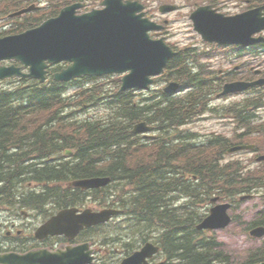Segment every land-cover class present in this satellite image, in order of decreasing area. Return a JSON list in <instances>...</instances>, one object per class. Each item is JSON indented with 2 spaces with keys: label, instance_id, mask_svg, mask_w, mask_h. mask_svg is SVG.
<instances>
[{
  "label": "trees",
  "instance_id": "16d2710c",
  "mask_svg": "<svg viewBox=\"0 0 264 264\" xmlns=\"http://www.w3.org/2000/svg\"><path fill=\"white\" fill-rule=\"evenodd\" d=\"M33 1L19 0L17 4L10 3L8 8L23 7ZM197 59L198 56L188 51L170 63L169 80H179L192 95L172 98L163 94L161 100L170 98L164 100L165 103L152 99L147 105L135 107L128 93H114L101 100L103 97L97 91H82L88 103L106 101L105 122L93 118L72 121L66 109H71L75 103L63 98L62 89L56 83L32 85L30 89L22 85L15 91L0 89V203L41 212L48 208H66L76 205L77 197L83 195L63 190L59 184L109 175L112 193L120 189L128 202L126 211L135 223L130 231L133 240L147 231L156 232L166 258L179 260L181 264L238 263L215 238H203L196 230L202 216L195 212L194 203L176 206L185 197L202 200L209 191L239 204L237 195L264 189V165L253 169L256 171L239 162L221 165L217 156L214 157V146L223 152L232 146L221 137L203 145L194 143V135L188 134L178 139L181 151H175L177 146L172 143L167 144L168 149L158 146L152 151L130 133L132 123L146 120L165 126L164 133L168 136V129L186 125L207 113L217 84L211 80L215 78L211 70ZM261 99L255 96L223 112L237 116L243 124L253 122L257 110L264 106ZM260 130L264 131V124ZM65 149L74 150L75 158L56 162L54 158L61 156ZM175 152L183 155L184 162L191 159L189 163L201 179L195 188L177 174L178 168L171 165V159L164 160L169 154H173L171 157L175 160L178 154ZM115 175L119 183L113 186ZM26 182L42 184L45 189L40 193H26L23 187ZM227 188L231 193L226 192ZM258 225H264V215L250 222L246 231ZM263 260L264 246L249 252L240 264Z\"/></svg>",
  "mask_w": 264,
  "mask_h": 264
},
{
  "label": "water",
  "instance_id": "95a60500",
  "mask_svg": "<svg viewBox=\"0 0 264 264\" xmlns=\"http://www.w3.org/2000/svg\"><path fill=\"white\" fill-rule=\"evenodd\" d=\"M103 5L107 6L106 9L83 16L76 15V6L68 7L58 18L45 22L39 28L0 40V61L4 59L21 61L25 66L31 67L32 77L42 80L46 61L74 62L73 66L57 76L58 79L64 80L131 70L132 73L123 79L122 91L133 87H148L152 82L149 77L163 70L172 53L162 41H151L148 33L157 29L155 24L137 15L143 10V6L133 2L122 4L121 0H109ZM192 18L204 39L211 42L251 43V32L256 27L264 28V20L253 14L215 20L204 11H199ZM13 76L27 75L19 69L0 68V79ZM249 85L239 83L228 85L225 94L242 91ZM174 88L177 86H173L171 90ZM149 131H152V128L142 123L136 125L133 132ZM238 150L240 147L234 149ZM109 183V178H96L78 181L72 185L90 189L100 188ZM230 207L220 205L212 209L211 215L198 226V230L213 231L226 228L232 222L228 214ZM117 214L116 211L93 213L87 210L82 215H77V210L67 209L41 227L37 237L43 239L49 235L67 234L73 238L84 227L107 222ZM251 234L254 237H263L264 228L255 229ZM158 251L159 248L149 244L141 252L126 259L123 264H148L146 259ZM92 260L90 253L87 252V246L68 247L62 253L42 250L25 255L16 253L0 255V264H87Z\"/></svg>",
  "mask_w": 264,
  "mask_h": 264
},
{
  "label": "rangeland",
  "instance_id": "374dc122",
  "mask_svg": "<svg viewBox=\"0 0 264 264\" xmlns=\"http://www.w3.org/2000/svg\"><path fill=\"white\" fill-rule=\"evenodd\" d=\"M142 1H144L145 3L149 5V12L155 16V19H158L159 15H162L159 12V8L167 2H169V4H175L178 7H180V10L178 12L176 11L175 13L170 14L171 17L168 18V20L171 21V25L169 26V30H170V36L168 37L169 42L173 44L174 46L178 47L179 49H182L186 46H192V45L193 47H200L201 49L202 45H199V46L197 45L199 42V36L193 30L192 21L190 20L189 14L194 9L195 4L202 0H142ZM222 1L226 2L227 0H219L220 4ZM236 7H237V4H234L232 2L230 3V5H228L226 9L220 10V12L224 14H228V15L230 14L233 15L235 13L237 14L241 12L240 8L239 7L236 8ZM162 16H165V15H162ZM21 23L22 21L20 20L14 22L12 28H14L15 26ZM10 27L11 25H8L6 28H10ZM221 58L222 57H219L215 59V61H213V64L215 65L214 67L217 68V70H218L219 63L221 62H223L221 64V67L226 68L228 66V64L224 61L225 59H221ZM113 77H117V76H113ZM113 77H110V78H113ZM110 80L103 79L102 81H96L92 83L94 85L90 86V88L95 87L94 91L97 90L98 92H101V94H103V98L107 97L108 95H114V93L116 92L118 93V90L121 84L116 83V81L108 82ZM102 83H105V84H102ZM85 84H88V83H85ZM164 87L165 85H162V86L155 85L151 90L152 92H155L154 94H156V90H159V89L161 90ZM76 90H79V86L72 87L71 89L67 90V95H70V93ZM183 92H180L179 94L177 93L176 95H172V97L179 96V95L183 96L186 90H184ZM127 93H129V98H131V103L136 104V105H145L142 103L145 102L147 99H149L151 96V95H148V93H144L143 95H137L136 93H132V91H128ZM246 97L248 96L246 95H235V96L231 95L227 97H219L218 95L215 97L213 96L212 106H214L215 108L221 109L225 106L234 104L236 102H240L244 100ZM93 104L87 103V104H84L83 106L76 107L75 109L76 118L85 119L86 117H88V115L104 117L106 114L104 107H103L104 105L101 104L100 106H97L96 104L94 105ZM88 106H92V107L90 108ZM260 114L264 118V110H262ZM225 117L227 116L226 114H223V113H220V114L207 113L202 118H197L195 122L194 121L191 122L190 124L182 127L180 130L186 133L194 132L202 137V139L199 138L200 141L205 140V142H208L210 139V138H207L206 136L222 135L223 137L226 136V137L233 138L234 135H238V134L241 135L244 132L251 133L252 135H248L246 133L245 141L243 144L248 147L255 146L256 149L259 148L258 153L244 151V152L237 153V154H230V153L223 152L221 149L214 146V149H215L214 157L216 158L217 156L221 164L223 163L232 164V163L239 162L241 165H243L244 167H248L252 171H256L259 168L261 169L262 167H260L259 165L260 163H258L255 160L258 154L259 156H261V159L264 158V138L260 136H256V134L252 130L251 124L247 123L246 126L241 127L237 123H234ZM249 129L251 130L249 131ZM177 134L178 133H175L172 136H176ZM155 135L158 136L159 134L155 133ZM157 149H158V145L154 146L153 148L149 150L155 151ZM253 169H256V170H253ZM34 186L36 185H32V187ZM40 186L44 187V185H40ZM231 191L232 190L229 188H227L226 190L228 194ZM239 196L240 195L237 196L238 200L240 199ZM228 200H226L225 197L222 196L223 203H231V200L230 199ZM183 202L184 201H182V203ZM86 205L87 206L84 208H92L96 211H100V210H97L98 207L93 202H89ZM200 205L197 208L198 214L200 216L208 215V213L210 212V209L212 208V206L209 205V201H207L206 203L200 204ZM53 210L54 209L51 210V215L53 214L52 213ZM20 211L21 210L17 211L15 209H11L9 211H5L0 214V240L2 241V245L4 246L2 247V249H5V247L6 249H8L9 247H11V245L16 244L15 240L11 241L9 238L5 236L6 232H9L13 229V225H15L16 227H19V230H24V231L28 229H32L34 226L38 227V224H39L38 218L36 217L29 218L28 216L23 217L19 215ZM230 214L234 220L231 226H229L225 230L217 231L215 234L213 233L211 235H208L206 238L211 239V240L215 238L218 242H220L224 246V248L230 254L236 257L237 260L239 261L242 257H245L246 252L253 251L257 249L258 247H262V245L264 244V239H261V240L252 239L250 238L249 233L246 232L247 224H249L254 217L258 216L257 218H259L261 215H264V191L256 192V194H254L252 199L243 201L241 202V204H234L230 211ZM41 215H42V219L46 220L47 217L49 216V213L47 214L41 213ZM257 218H254V219H257ZM123 223H124L123 218L116 219V221L112 223L113 226L110 228V230H112L114 226L116 230L119 227H123L124 229H126L125 225L122 226ZM131 225L133 226V224ZM103 231H105V228ZM124 233H126V231H124ZM25 237L27 236H24L23 239L19 240L20 245H23L22 242L26 241ZM146 239H148L147 241L153 240V239L156 240L158 239V234L156 232L148 233ZM135 240H137V243L133 247L136 250L144 244V239L142 238L141 235H139L138 237H135ZM111 250L112 248L110 249V251ZM101 256H102V259L100 260L101 264L102 262H106L107 264H112L113 263L112 260L117 261L120 257V256H115L112 259L113 255L110 253H106L105 250H102ZM157 263L181 264L180 261H177V260L168 261L163 255H160L157 258Z\"/></svg>",
  "mask_w": 264,
  "mask_h": 264
},
{
  "label": "flooded vegetation",
  "instance_id": "af4514ba",
  "mask_svg": "<svg viewBox=\"0 0 264 264\" xmlns=\"http://www.w3.org/2000/svg\"><path fill=\"white\" fill-rule=\"evenodd\" d=\"M149 124L154 127V131L157 132L161 136V139L162 140H164L165 139V136L163 134H164V132L166 130V127L163 126V125H161V124H157V123H153V122H150ZM180 131H181L180 132V135L182 137H185L186 135L191 134V133H186V132H184L182 130H180ZM173 132H175V129L174 128H172L170 130V133H173ZM144 144H146L148 146L158 145L161 149L162 148H165V149H168L169 148V147H166L167 144H164V145L151 144V143H144ZM192 147L193 146H191L190 148H192ZM171 153H174V149H172V152ZM175 153H178V152H175ZM192 153H193V151L190 150V155ZM171 156H173V154H169V155L164 156L165 157L164 160L171 159V165H175L176 166V169L178 168L177 174L178 175H181V177L187 183V185L190 184L191 186H193V188H195V186H197L198 184H200L199 181L201 179L199 178V176L197 174V171L193 168L194 166H191V164L189 163L191 161V159H189L188 162H184L183 161V155L180 154V153L177 154L175 160H172V157ZM154 158L157 160L158 159V156L157 157H154ZM212 160L214 161V157L212 158ZM217 160H218V158H217ZM224 165H227V163H223V166ZM192 178L196 179L198 183H192V182H190V179H192ZM117 179H118L117 178V175H115V181L113 182V185L119 183V181H117ZM229 187L232 188L231 186H229ZM42 189H45V187H42ZM97 189H98V191H97L96 194H98V196H97V200L98 201H96V203H99L100 208H103V207H105L107 205L106 200H110V198L112 200L115 199L114 197H111L112 195L110 194V187H109V189L108 188H102V187L101 188H97ZM63 190H71V189L64 188ZM71 191H77L78 193H85V192H82L81 190H78V189L71 190ZM117 199H119L120 202L125 201V199L122 198V197H119ZM77 200H80L79 197H77ZM126 219H127V222L129 224V226H132L131 224H133V226H135V223L132 222V219H130L129 217H127ZM102 230H103L102 226L92 227L91 229H87V230L85 229L75 239H72V240H69L65 236L50 237L49 239L46 240L44 246L53 249V248H63L65 246H67V245H78V244H82V243L89 242V243H91L95 247L96 252H97V256H96V260H95V263L94 264H101V262L99 260L100 250L98 248V243L97 242H94L95 239L93 238V236L95 235L96 238L101 237L102 236V234H101ZM118 235L119 234L115 235V242L113 241L112 244H111L114 247V249L112 250V252H114L115 248H117L118 245H119V242L117 240ZM88 236H91V237H88ZM100 240H102V239H100ZM156 240L158 241V239H156ZM116 252H118V251L116 250ZM129 253H130V251H126V250L122 251V254H121L122 258L128 256ZM120 263H121V260H120V262L119 261H113L112 264H120ZM102 264H105V262H102ZM149 264H159V263H157V258H152V259L149 260Z\"/></svg>",
  "mask_w": 264,
  "mask_h": 264
},
{
  "label": "bare ground",
  "instance_id": "6f19581e",
  "mask_svg": "<svg viewBox=\"0 0 264 264\" xmlns=\"http://www.w3.org/2000/svg\"><path fill=\"white\" fill-rule=\"evenodd\" d=\"M139 122V121H138ZM149 126L154 130V127L152 126V125H150L149 124ZM144 145H146V144H144ZM156 146V145H155ZM146 147H148V148H152V147H154L153 145L152 146H148V145H146ZM84 179H87V178H84ZM40 188H42L41 186H40ZM101 188V187H100ZM102 188H105V187H102ZM208 193V192H207ZM204 195H206V194H204ZM226 200H228V199H226ZM229 201V200H228ZM192 204V203H191ZM201 206V205H200ZM207 209V208H206ZM200 210V209H199ZM206 212V211H205ZM146 226V225H145ZM147 228V227H146ZM153 238V237H152ZM140 243V242H139Z\"/></svg>",
  "mask_w": 264,
  "mask_h": 264
}]
</instances>
